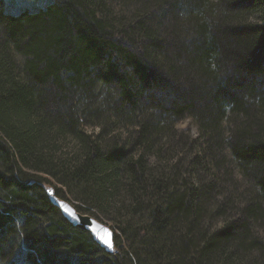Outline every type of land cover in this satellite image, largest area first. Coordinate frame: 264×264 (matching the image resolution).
<instances>
[{"label":"trees","instance_id":"obj_1","mask_svg":"<svg viewBox=\"0 0 264 264\" xmlns=\"http://www.w3.org/2000/svg\"><path fill=\"white\" fill-rule=\"evenodd\" d=\"M16 260L264 264V0H0V262Z\"/></svg>","mask_w":264,"mask_h":264},{"label":"water","instance_id":"obj_2","mask_svg":"<svg viewBox=\"0 0 264 264\" xmlns=\"http://www.w3.org/2000/svg\"><path fill=\"white\" fill-rule=\"evenodd\" d=\"M45 192L50 203L59 210L61 216L70 225L80 231L87 233L100 248L104 249L105 252L110 254L115 252L113 244V232L108 226L88 215L79 213L71 204L55 197L51 187H45ZM49 193H51V195ZM104 240H109L112 246L109 248L104 243Z\"/></svg>","mask_w":264,"mask_h":264},{"label":"rangeland","instance_id":"obj_3","mask_svg":"<svg viewBox=\"0 0 264 264\" xmlns=\"http://www.w3.org/2000/svg\"><path fill=\"white\" fill-rule=\"evenodd\" d=\"M2 1L5 6V11L13 14H17L18 12H20L22 8H28L30 10L43 8L47 3V0H2ZM176 128L180 132H189V134H194L195 132V129L191 127V122H189V120H183L179 122ZM0 264H6V263L0 262ZM14 264H23V262L16 260Z\"/></svg>","mask_w":264,"mask_h":264},{"label":"snow or ice","instance_id":"obj_4","mask_svg":"<svg viewBox=\"0 0 264 264\" xmlns=\"http://www.w3.org/2000/svg\"><path fill=\"white\" fill-rule=\"evenodd\" d=\"M51 195V193H49ZM104 243L110 248L112 245H111V242L109 240H104Z\"/></svg>","mask_w":264,"mask_h":264}]
</instances>
